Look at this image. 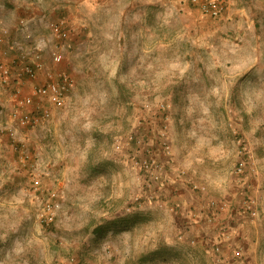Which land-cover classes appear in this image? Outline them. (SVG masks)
I'll return each mask as SVG.
<instances>
[{
	"label": "rangeland",
	"instance_id": "374dc122",
	"mask_svg": "<svg viewBox=\"0 0 264 264\" xmlns=\"http://www.w3.org/2000/svg\"><path fill=\"white\" fill-rule=\"evenodd\" d=\"M131 1L99 13L81 8L87 22L99 18V40L77 49L70 31L58 67L74 85L66 105L52 109L48 130L14 124L6 114L12 86H0L6 136L0 148V264H213L212 252L184 246L175 234V203L157 190L166 172L161 160L170 161L172 145L187 146L189 160L199 158L208 180L193 181L190 189L203 194L214 213L236 207L227 200L232 195L246 235L264 222V0H229L231 11L245 9L224 20L186 2L176 9L171 0H149V6L139 0L138 19L147 23L143 40L139 28V43L134 24L127 31L120 23L138 16L127 10ZM53 2L0 0V28L28 46L17 30L21 19L31 18L32 33L44 36L42 15L62 13L70 23L73 13ZM251 3L262 6L258 14ZM254 13L260 21L255 27L247 24ZM234 16H241L240 25ZM45 201L56 204L47 228L40 220ZM112 219L122 222L117 231L93 235L94 227ZM249 251L234 249L227 260L264 264V234Z\"/></svg>",
	"mask_w": 264,
	"mask_h": 264
},
{
	"label": "crops",
	"instance_id": "0c3cea01",
	"mask_svg": "<svg viewBox=\"0 0 264 264\" xmlns=\"http://www.w3.org/2000/svg\"><path fill=\"white\" fill-rule=\"evenodd\" d=\"M120 0H57V5H55L58 8H65L63 11L70 10L72 14V19L70 20V23L68 24V27L70 28V31L73 32V39H75V47L79 49L81 45L89 39L90 42H93L95 39H98V35H96L97 29H99L100 21L99 18L95 17L90 20V22H87L86 17L84 14H82L81 8L86 7L89 10H94L96 12H104L106 11H112L115 10L117 7V3ZM174 3V7L176 9H179L177 7V4L180 3L179 0H171ZM243 2L247 3V1L242 0ZM132 3H130L127 10H132V13L135 15H138L134 22H127L126 20L120 21V23L123 25L122 27H125L128 30V27L131 26L133 23V27L137 29V36H136V42L139 43L143 37L146 36V20L145 18H139L141 15V10L143 11V6H139L137 4L139 0H132ZM141 3L147 4L149 6V3H151L149 0H140ZM129 3V1H128ZM137 5H136V4ZM252 4V3H251ZM254 12L258 14L260 6L252 4ZM249 7V6H248ZM244 7L238 8V9H232L230 10L229 5L224 10V15H220L218 20L220 19H226L230 16V12L236 14V11L239 12V15L243 13ZM62 11V12H63ZM36 13V12H34ZM251 13V12H250ZM253 14L256 17L252 18L249 23L252 26H257L260 24L259 18L257 17V14ZM109 14V13H106ZM234 14V15H235ZM252 14V13H251ZM62 15V13H61ZM111 15V14H109ZM98 16V14H97ZM108 16V15H107ZM68 17V16H67ZM239 17H233L235 19V23H239L242 20V18ZM33 18V17H32ZM70 18V17H68ZM245 18V17H244ZM243 21L247 22L246 18ZM107 21V19H106ZM151 22V21H150ZM224 22V21H223ZM71 23H73V26H71ZM143 26V34L141 35L140 39V33L139 28L140 26ZM152 23H150L151 25ZM188 24V23H187ZM186 24V25H187ZM191 27H187V30L189 32L190 29L194 26V21H192L190 24H188ZM108 26V25H107ZM84 27V28H83ZM81 28V29H80ZM240 31L238 30L237 35ZM244 34V32H242ZM95 34V35H94ZM236 35V37H238ZM123 39L124 38V32H123ZM99 40V39H98ZM97 40V41H98ZM143 40V39H142ZM137 56H140V50L137 53ZM194 87V85L192 86ZM196 88V86H195ZM236 89V86H235ZM236 93V92H235ZM1 132V131H0ZM186 136V135H185ZM1 142L0 148L5 147L4 142L6 139V136L0 133ZM218 139L220 138L219 135H217ZM172 147V157L170 161L167 160V157H165V160L163 157L161 162L163 161L165 163L164 167L166 168V172L163 178L161 179L160 187L157 190L163 194V197H166L167 202H169V205H172L175 203V211H176V219L179 220V226L175 230L178 233L181 234V238L183 240H186V244L184 245L189 250H191V246L195 245L198 247V250H203L204 252H212V261L213 264H232L233 262H229L227 259L228 257L232 258V252L234 249L241 248L243 250H246L250 252L251 246L255 249L256 241L258 238L261 237L262 234H264V222L262 223L261 220L256 222V226L253 228L252 233L249 235H246L244 230L241 228V217L236 212V208L238 206V200L236 196H232L229 200L231 204L237 205L236 207L231 209L230 211L223 210L220 213H214L211 209V207L208 206L207 201L205 198L199 195L196 191L190 189V185L193 181H197L199 183L204 184V181H207V175L205 172L202 171L201 163H197L198 157H194L195 159L189 160L190 157H188V148L187 146L184 147L183 145L180 146H171ZM21 160V158H20ZM158 160V159H157ZM165 160V161H164ZM168 163V164H167ZM185 172L184 174L178 175V170ZM163 181V183H162ZM208 184V183H207ZM163 185V186H162ZM205 185V184H204ZM155 188V186H153ZM216 212V211H215ZM233 212V213H232ZM186 213V214H185ZM177 232L175 234H177ZM255 242H254V241ZM253 243L251 244V242ZM214 249L218 248L219 251L217 255L222 256L223 259L217 260V255L213 251ZM177 248V247H174ZM176 250V249H173ZM220 252V253H219ZM227 257V258H224ZM251 260L256 262V258L254 256H251Z\"/></svg>",
	"mask_w": 264,
	"mask_h": 264
},
{
	"label": "built area",
	"instance_id": "2783aa9c",
	"mask_svg": "<svg viewBox=\"0 0 264 264\" xmlns=\"http://www.w3.org/2000/svg\"><path fill=\"white\" fill-rule=\"evenodd\" d=\"M179 2H186L213 18L222 15L229 4V0ZM30 20L31 18H23L17 24V30L22 39L27 40L28 46L22 41H13L6 27L0 28V86H12L11 108L6 114L14 124L48 130L52 109L66 105L74 85L72 77L58 67L65 52L70 48V28L66 16L45 19L42 15L38 20L43 21L42 26L49 33L47 36L36 35L32 33ZM1 114H4L2 107ZM11 128H8L7 132L14 140L15 129L12 126ZM143 165L146 169L149 168V163L143 162ZM237 169L240 171V166ZM35 184L36 182H33L32 186L35 187ZM55 206V203L45 201L40 213L43 223L53 222Z\"/></svg>",
	"mask_w": 264,
	"mask_h": 264
},
{
	"label": "trees",
	"instance_id": "16d2710c",
	"mask_svg": "<svg viewBox=\"0 0 264 264\" xmlns=\"http://www.w3.org/2000/svg\"><path fill=\"white\" fill-rule=\"evenodd\" d=\"M12 150L15 152L16 155L18 154V151H17L18 149H17L16 146ZM119 222L122 223L121 221L116 220V219H114V220L113 219L112 220H105V221H103L101 223V225H98V226L94 227L93 230H92V233H93V235L97 236V235H100L102 233L107 232L109 229H116L117 226H119L118 225ZM50 224L51 223H47V224L43 223L42 225L44 226V228H47L46 226L50 225ZM116 231H117V229H116ZM158 255L161 256V253H159Z\"/></svg>",
	"mask_w": 264,
	"mask_h": 264
}]
</instances>
